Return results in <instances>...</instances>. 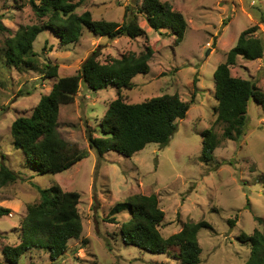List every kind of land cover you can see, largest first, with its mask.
<instances>
[{
	"label": "rangeland",
	"instance_id": "1",
	"mask_svg": "<svg viewBox=\"0 0 264 264\" xmlns=\"http://www.w3.org/2000/svg\"><path fill=\"white\" fill-rule=\"evenodd\" d=\"M160 1L169 2L187 22L178 46L171 30L150 28L144 0H82L75 13L88 11L95 21L122 23L126 9L131 7L145 36L101 37L84 29L79 42L62 46L58 37L45 31L34 42L41 69L10 66L2 57L0 166L14 171L19 180L0 190V208L10 210L0 217V264H9L2 254L4 247L20 244L27 206L39 202V189L55 185L80 194L83 233L69 242L68 251L57 261L44 250H32L18 264H181L177 248L168 255L154 254L122 240L120 228L130 215L111 216L110 211L116 203L136 194L159 198L165 212L160 232L166 238L189 222L206 221L212 226L198 234L200 264H245L249 260L250 246L240 237L251 236L256 230L264 233L263 108L251 103L246 134L240 141L223 140L215 159L206 163L200 158L204 131L215 127L219 135L223 133V125L216 124L214 73L245 30L258 27L255 35L264 40V0ZM46 20L35 15L29 0H0V24L5 28L0 27V46L21 27ZM147 47L154 50L150 72L135 77L132 89L110 85L93 91L82 82L74 102L61 106L62 137L88 151V157L62 173L37 175L14 145L12 123L19 117H30L58 77L75 75L94 51L99 52L98 60L104 64L129 52L139 55ZM48 63L58 66L57 78L44 76ZM231 74L253 81L264 92V58H239ZM175 94L189 105V111L178 121V130L167 147L150 144L130 158L109 152L101 159L89 148L87 130L94 137L101 136L102 120L119 97L128 104H140Z\"/></svg>",
	"mask_w": 264,
	"mask_h": 264
},
{
	"label": "trees",
	"instance_id": "2",
	"mask_svg": "<svg viewBox=\"0 0 264 264\" xmlns=\"http://www.w3.org/2000/svg\"><path fill=\"white\" fill-rule=\"evenodd\" d=\"M29 1L35 15L40 20H47L43 24L21 27L3 47L0 46V62L4 56L10 66L41 69L34 42L45 31H51L58 37L62 46L79 42L84 29L101 37L136 39L145 36L131 7L126 9L123 22L116 23L95 21L88 11L76 14L82 0L79 3L72 0ZM143 9L151 29L171 30L175 35V45L182 43L187 28L183 14L175 11L169 2L160 0H144ZM0 27L5 30L3 25ZM258 30L255 26L241 33L226 61L214 73L216 124L223 125V133L219 135L215 127L204 131L200 158L203 162L215 159L214 153L223 140L238 142L245 136L252 102L264 110V92L253 81L231 74V68L239 58L247 61L264 58V40L255 35ZM153 55L154 50L147 47L139 55L129 52L121 59L102 64L98 60L99 52L94 51L79 71L68 77H58L57 65L45 64L44 76L58 77V80L50 94L41 97L30 117H19L11 125L14 145L25 154L29 167L37 175L58 174L87 158L88 151L62 137L59 131L61 106L74 102L82 82L93 91L110 85L117 89H132L135 77L150 72ZM188 111L189 105L176 94L155 97L140 104H128L119 97L110 104L102 120L101 136L94 137L92 131L87 130L89 148L95 150L100 159L109 152L130 158L150 144L165 148L178 130V121L184 120ZM18 180L14 171L5 165L0 166V190ZM39 194V202L27 206L20 244L6 246L2 251L9 264H18L19 259L32 250H44L52 261H57L68 251L69 242L78 240L83 233L79 193L63 191L55 185L39 189ZM125 212L130 218L122 223L120 234L126 245L164 255L177 248L176 255L181 264L201 263L202 248L198 234L202 229H212L208 222L186 223L180 232L166 238L160 232L165 212L156 195H132L116 203L110 215ZM9 213V209L0 208V217ZM110 220L116 223L115 218ZM240 240L250 246V258L245 264H264V233L256 230L251 236L242 235Z\"/></svg>",
	"mask_w": 264,
	"mask_h": 264
}]
</instances>
